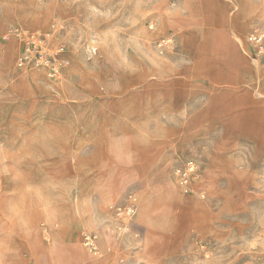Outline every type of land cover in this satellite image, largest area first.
Returning <instances> with one entry per match:
<instances>
[{
	"label": "rangeland",
	"instance_id": "1",
	"mask_svg": "<svg viewBox=\"0 0 264 264\" xmlns=\"http://www.w3.org/2000/svg\"><path fill=\"white\" fill-rule=\"evenodd\" d=\"M0 264H264V0H0Z\"/></svg>",
	"mask_w": 264,
	"mask_h": 264
},
{
	"label": "built area",
	"instance_id": "2",
	"mask_svg": "<svg viewBox=\"0 0 264 264\" xmlns=\"http://www.w3.org/2000/svg\"><path fill=\"white\" fill-rule=\"evenodd\" d=\"M42 40L43 38H39L34 35H30L29 37H27L18 66L43 68L47 78L56 79L57 77H59L61 69L64 65L65 59L63 48L60 47L56 52L52 53L51 55H47L42 52L40 45H38V42ZM249 40L255 44L261 43V37L256 34H251L249 36ZM191 170L192 163L189 162L185 165L184 168L179 171L178 179L181 186H186ZM133 201L134 200L131 198V196H129L125 203H122L121 205L111 206L110 209L117 218L127 219L131 217L134 212L135 206ZM125 228L126 224L121 222L116 225L115 230L119 233H122ZM81 240L84 248H86V250L90 254L94 256L99 254L95 236L92 233H82Z\"/></svg>",
	"mask_w": 264,
	"mask_h": 264
},
{
	"label": "crops",
	"instance_id": "3",
	"mask_svg": "<svg viewBox=\"0 0 264 264\" xmlns=\"http://www.w3.org/2000/svg\"><path fill=\"white\" fill-rule=\"evenodd\" d=\"M247 8L249 9V11L251 10V8L248 5L244 8V10H246Z\"/></svg>",
	"mask_w": 264,
	"mask_h": 264
}]
</instances>
